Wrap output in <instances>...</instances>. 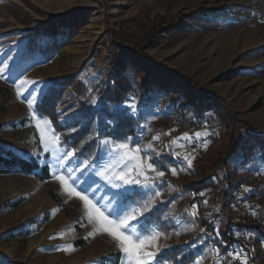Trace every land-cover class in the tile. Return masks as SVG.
I'll return each instance as SVG.
<instances>
[{"label": "rangeland", "instance_id": "rangeland-1", "mask_svg": "<svg viewBox=\"0 0 264 264\" xmlns=\"http://www.w3.org/2000/svg\"><path fill=\"white\" fill-rule=\"evenodd\" d=\"M206 18L236 24L222 27ZM66 22H75L74 29L53 53L28 49L34 37L38 45L48 41L41 37L43 29ZM4 64L8 67L0 77V142L47 165L50 176L41 180L18 170L0 173V264H123V254L109 235L89 236L93 226L85 218L83 202L69 197L55 178L54 173L69 176L68 169L77 191L86 190L102 210L138 204L152 210L171 199L167 214L174 228L167 235L143 229L142 216L139 224L132 223L146 234L160 233L156 254L175 245L204 246L193 264H222V250L205 245L206 237L192 219L195 204L187 206L182 187L217 175L221 179L216 188L193 194L204 195L208 214L222 210L231 221L253 226L245 240L256 236V251L235 254L247 257V264H264V224L258 230L251 220L252 210L264 198V0H0V67ZM115 72L127 76L133 92L111 109L140 117L135 136L117 143L99 138V148L90 157L75 154L61 166L56 156L74 149L60 139L55 156L44 151L36 124L49 120L36 114V102L54 79L75 75L95 101L91 133L96 136L100 118L112 125L101 106ZM24 79L34 83L17 96L15 84ZM205 93L219 99L217 115L226 126L215 127L220 118L211 108L203 110L199 128L190 124L175 131L171 111L201 101L211 106L212 98ZM33 96L36 101L29 110L27 100ZM129 103H134L135 112L128 109ZM79 108L71 82L56 110L62 122L81 118L82 126L89 115L82 116ZM187 115L196 119L193 110ZM45 127L48 139L58 136L51 122ZM197 132L202 133L200 139ZM185 134L190 139L184 140ZM178 138V144L171 143ZM255 140L253 148L249 144ZM119 143L139 147L165 175L157 179L148 173L150 181L154 179L150 189L113 187L98 173L116 158L112 149ZM164 156L173 162L160 169L155 161ZM185 156L192 159L191 166ZM134 192L141 194L142 202L123 199ZM155 192L161 195L155 197ZM185 213L190 218H184ZM69 246L74 250H62ZM151 264L168 263L154 258Z\"/></svg>", "mask_w": 264, "mask_h": 264}, {"label": "trees", "instance_id": "trees-1", "mask_svg": "<svg viewBox=\"0 0 264 264\" xmlns=\"http://www.w3.org/2000/svg\"><path fill=\"white\" fill-rule=\"evenodd\" d=\"M207 22H211L217 26L231 27L235 26V21H224L217 19L206 18ZM75 22L72 23H60L57 25H51L43 29L41 37L44 35L48 37V41L44 45L37 44V37H34L28 45L29 50H40L43 54L53 53L63 41L70 35L74 29ZM59 36V37H58ZM113 84H109L106 87L104 98L102 101L101 110L112 120V125H109L103 118H100V131L95 136L92 135V122L95 118L96 109L93 106V102L90 99V94L87 85L81 80L77 79L75 75H69L64 78H57L52 81L50 87L44 92L41 98L35 104V112L41 117L47 118L58 134L61 142L68 147L76 150V155L87 159L99 148L98 139L108 138L112 142L117 143L132 138L136 134L140 117L127 113L125 110L113 111L111 107L115 104H120L129 98V95L133 92L132 86L127 76L121 72L111 73ZM74 82L75 89L80 104V111L82 116L89 115L88 119L80 126L81 118L74 119L72 121L62 122L56 107L58 102L63 96V93L69 83ZM212 98L211 106L206 107L201 101L199 104H191L188 109L181 111L190 121L193 129H197L202 125L204 119V111L212 109L215 114V118L219 119V123L216 124V128L221 129L226 126L225 120L219 117L218 105L219 99L212 97V95L205 93L204 97ZM212 105H217L212 107ZM206 108V109H205ZM216 108V109H215ZM193 110V114L196 117L194 120L188 116V111ZM204 110V111H203ZM226 118V117H225ZM75 129V131H73ZM262 141V137L258 138ZM258 140H255L249 145L253 148L256 147ZM242 145L236 147V151L240 150ZM261 159L264 162V145L262 143ZM160 161H155L156 165L160 169L166 168V164L171 163L169 157H162ZM13 170H18L24 173H34L41 180L47 179L50 176L49 168L47 165H41L35 157H25L16 151L12 147H8L0 142V173H7ZM216 176V177H215ZM214 177L207 176L205 178L188 183V185L182 187V191L186 197L187 206L196 205V215L192 219L202 229L206 240L205 245L214 244L221 250H228L235 254L236 252L246 251L252 253L256 251L257 237H250L246 239L247 235L254 231V227L250 225H243L231 221L229 216L222 210H212L209 214L206 212V208L203 204V194H193L202 192L209 189L216 188L218 180L221 179L217 175ZM259 195L263 192L262 188L256 190ZM125 201L132 203L142 202V197L139 192L124 195ZM171 199L160 203L142 216L141 227L146 230H160L166 235L174 228V223L167 214V210L170 208ZM184 218H190L186 213ZM219 231V236H217ZM251 246V249H249ZM187 247V248H186ZM186 247L175 245L170 248H166L161 253L156 254L155 260L159 263L165 262L170 264H193L197 255L204 249V246L200 245L196 249H192L190 245ZM241 255V254H240Z\"/></svg>", "mask_w": 264, "mask_h": 264}, {"label": "snow or ice", "instance_id": "snow-or-ice-1", "mask_svg": "<svg viewBox=\"0 0 264 264\" xmlns=\"http://www.w3.org/2000/svg\"><path fill=\"white\" fill-rule=\"evenodd\" d=\"M8 67L4 64L0 67V77H2L5 69ZM29 83L27 79L21 80L18 84H15L17 96L23 95L26 85ZM36 101V97L27 100V106L29 110L33 109V105ZM95 103V101H93ZM128 109L132 112L136 111L134 103H129L127 105ZM50 124V121H44L43 125L38 121L36 128L40 133V142L44 144V151H52L53 155H56L57 144L60 141L59 136L55 134L52 135L51 139L47 138L46 127ZM75 131V129H73ZM206 135V134H204ZM202 133H195L196 139H200ZM154 140L159 139L158 136L153 137ZM177 140H173L172 144H178ZM184 140L190 139L187 134L183 137ZM107 141L105 144L107 145ZM207 148V142L203 145ZM151 149V145L148 146ZM112 151L116 154V158L104 166V168L98 173L104 180L112 184L113 187L119 188L121 185L124 186H138L141 188H151L154 184V179L150 181L148 173H155V178H162L165 173L163 171H157L154 167V163L151 162L150 157L141 155V149L139 147H130L128 143H119L113 146ZM76 150L65 152L61 156H56L57 162L64 166L69 158L74 157ZM184 159L187 161L188 165L191 166L192 159L185 156ZM69 176L63 174L55 175V178L60 182L64 191L69 195V197H78L80 201L83 202V208L85 213V218L88 224L93 226V232L89 233V236L96 234H107L109 235L117 244L118 250L123 254V264H151V261L156 256V251L158 250L157 241L159 240L160 233L153 232L151 234H146L145 231H138L136 226L132 223L135 221L139 224L138 217L143 216L145 212L150 209L148 204L137 205L133 208L131 205H126L124 207L107 208L102 210L98 203H94L88 195L84 194L86 190L77 191L75 185V180L70 176L71 169H68ZM172 175H176V170H171ZM72 180L70 183L69 181ZM155 197L161 195L160 192L153 193ZM151 203V202H149ZM206 203V202H205ZM195 209L196 206L193 205ZM107 211V214H105ZM197 213L193 212L195 216ZM217 236H219V231H217ZM61 237L63 233L60 234ZM54 238V237H50ZM149 249H154L150 251ZM62 250H74L69 246L67 249ZM226 255L231 256L234 259L240 260L241 264H247V257H241L240 254L233 255L232 253H226ZM218 258V256H217Z\"/></svg>", "mask_w": 264, "mask_h": 264}, {"label": "built area", "instance_id": "built-area-1", "mask_svg": "<svg viewBox=\"0 0 264 264\" xmlns=\"http://www.w3.org/2000/svg\"><path fill=\"white\" fill-rule=\"evenodd\" d=\"M154 14H155V11H151L150 15L153 16ZM171 124L175 131H179L183 127L190 126V121L181 111L175 108L171 111ZM251 220L253 222V225L258 230H259L260 225L264 224V198L261 202L256 204L254 209L252 210ZM226 253H232V252L228 250L221 251L220 255H221L222 264H241L240 260L234 259L231 256L226 255Z\"/></svg>", "mask_w": 264, "mask_h": 264}]
</instances>
